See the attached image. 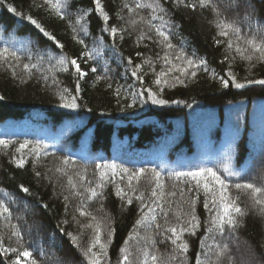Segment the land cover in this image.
Segmentation results:
<instances>
[{
  "label": "trees",
  "instance_id": "trees-1",
  "mask_svg": "<svg viewBox=\"0 0 264 264\" xmlns=\"http://www.w3.org/2000/svg\"><path fill=\"white\" fill-rule=\"evenodd\" d=\"M138 2L145 7L136 8L137 0H100L102 14L95 11L94 0H61L67 3L62 12L69 14L63 20L44 0H4L0 5V52L8 49L7 59L0 58V140L7 144L0 145V204L9 210L0 209V264L18 258L28 264L18 256L21 251L32 253L36 264H89L84 253L94 228L88 225L97 223L108 253L101 264H117L124 255L129 256L126 264H145L144 252L157 255L156 264H264V214L253 207L246 190L234 187L235 182L264 186V85L254 83L264 80V61L247 45L248 39L264 43L256 34L264 29V0H236L237 6L219 16L213 11L215 0L195 10L176 0ZM154 3L159 7L154 9ZM218 20L237 28L239 39L231 29L227 37L220 36ZM111 27L118 29L115 36ZM157 27L168 35L172 48L156 34ZM73 59L83 78H77ZM189 59L195 68L187 65ZM181 68L187 74L182 76ZM230 77L245 87L235 88L230 79L229 87H223ZM145 89L166 103L153 104ZM74 98L75 109L60 107ZM25 142L28 147L17 152ZM37 146L38 158L32 154ZM229 155L228 167L239 175L222 178L245 215L236 216L234 230L225 228V240L211 224L218 210L204 208V190L190 192L194 181L169 174L213 167ZM21 158L23 168L18 167ZM65 158L74 164L57 173ZM104 165H116V175ZM141 168L146 174L132 181V191L121 169L130 174ZM152 170L160 172L164 184L159 205L151 197ZM213 170L221 174L219 167ZM76 171L87 178L83 185ZM100 172H106L105 182L96 188ZM69 176L75 189L68 184ZM88 180L93 183L88 185ZM116 186L127 193L125 199L116 195ZM25 187L28 193L22 191ZM89 187L103 195L91 197ZM141 193L143 202L136 199ZM193 199L199 226L195 236L182 235L178 243H186L188 250L180 252L164 229L183 227ZM81 210L88 216H80ZM222 241L228 250L218 258ZM147 264H153L150 256Z\"/></svg>",
  "mask_w": 264,
  "mask_h": 264
},
{
  "label": "snow or ice",
  "instance_id": "snow-or-ice-1",
  "mask_svg": "<svg viewBox=\"0 0 264 264\" xmlns=\"http://www.w3.org/2000/svg\"><path fill=\"white\" fill-rule=\"evenodd\" d=\"M94 2H95V11H98V12L103 14L104 10L101 6L100 0H94ZM3 3H4V0H0V5H3ZM176 3H177V5L183 4L184 7L191 8L193 10H195L197 7L201 8V9H206V8L210 7V0H198V4L193 3V2L185 3V0H176ZM245 3H247V0H245ZM44 5L49 6L52 10H54L56 12V15L61 20L65 19V17L67 15H69L67 12H62V8H66L67 3L62 4L61 0H44ZM135 6H136V8L145 7V5H142L141 3H139L138 0H137V3ZM235 6H237L236 0H215L214 6H213V11L216 12L217 16H219L222 14L223 10H225L227 8L235 7ZM124 7H128V5L125 4ZM152 7L155 9L156 7H159V4L154 3V5ZM8 11L14 12L15 9H13L12 7H9ZM129 11H132V9L129 8ZM160 11L163 12L164 9L161 8ZM28 19L30 20V22L33 25H35V27L37 29H39V31L41 33H43V35L45 37H47V39L49 41H52L53 43H55L56 48H62V45L59 44L58 42H56L54 37L49 35V33L47 31H45L44 28H42L41 25L39 23H37L36 20L31 19V17H28ZM103 19H104L105 23H107L109 18L107 15H103ZM245 19L248 20V17H245ZM133 23H135V21H133ZM77 24H79V20H77ZM216 27H218L220 29V33H219L220 36L227 37L229 35L228 29H231L233 34L236 36V38L239 39V30L237 28L233 27L232 24H228L222 20H218L216 23ZM79 30L83 31L85 35L88 34L87 29L84 28L83 26H80ZM103 30L108 31L109 29L105 28ZM74 31H75V29H74ZM110 32L113 36H115L118 32L117 27H111ZM156 34L163 38V40L165 41V43L167 45V48H169V49L172 48V45L170 43H167L168 35H165V33L163 31H161V29L159 27L156 28ZM256 34L259 35L262 40H264V29L260 30ZM247 45L249 46V48L251 49L252 52L259 53V56L257 57V59L264 61V43H256L254 40L248 39ZM232 46L233 45L231 43L228 44L229 49H231ZM236 51L238 53H241V55H243V51L240 47H237ZM7 52H8V49H4L2 52H0V58H3L6 60L7 57L5 56V53H7ZM11 55L15 56V53H12ZM52 58L53 57L51 55H49V59L51 60ZM178 58H180V57H178ZM246 58L249 61L252 60L251 55H248ZM164 59H165V61H167V59H168L167 56H165ZM61 62L63 63V61H61ZM131 63L132 62L129 61V64H131ZM186 63H187V65H189L193 68H195L197 66L196 63L191 59L187 60ZM200 64H203L202 60L200 61ZM71 65L75 67V71L77 73L78 79L83 78L85 76V73L81 70V67L77 63V60H75V59L71 60ZM24 69L28 70L29 65L25 64ZM138 70H139V66H137L136 71L132 72V75L136 76V72ZM92 71L95 72L96 69H92ZM180 73L183 76V75L187 74V70L184 68H181ZM190 75L192 77H195L196 72L193 71L190 73ZM229 79L231 80V84L234 85L235 88L240 89V88L245 87L244 84L238 83L236 81L235 77L226 78L222 82L223 87H225V88L229 87ZM180 82L183 83V81H180ZM155 83L157 86L160 85L161 80L159 77H157ZM254 83L264 85V80H256V81H254ZM145 91L147 92V99L151 100V102L153 104L164 105L166 103V101L164 99H157L156 95L152 91H150L148 89H145ZM118 95H119V93H118ZM133 95H138V94L133 93ZM62 99H63V97H62ZM60 107L75 109L76 108L75 98L71 102L62 103L60 105ZM129 107H131V105H129ZM0 145H4L5 147H7L6 142L3 140H0ZM27 147H28L27 142L22 143L20 145V147L16 149V151L21 152L23 149H25ZM32 154L35 155L37 158L40 156L41 153L39 151L38 146L36 148L32 149ZM230 161H231V156L229 155L224 160L219 161L218 164L214 165L213 167H207V166L197 167V169L195 171H193V170L173 171L169 174V178L176 177L177 179H181V180L194 181L195 182V188H192L191 186H189L188 191H190V192H194V191L201 189V188L204 190V208L206 210H208L209 212H212L214 209L218 210L217 214L212 217L211 224H212L213 228H215L217 230L219 235L221 237H224L225 240L228 239V237L225 236V228L227 227V229H229V230H234L238 226V223H239L238 220L236 219V216L243 217L245 215V212L242 210V208L237 205L236 200L233 198H230V196L228 195L229 186L225 182V180L222 178V175H227L229 177L239 175V173H234L229 169L228 163ZM70 164H74V162L65 158L62 160V165L64 167L63 168L57 167L55 169V171L57 173L64 172V170ZM24 165H25V161L23 158H21L18 161V167L23 168ZM95 167L97 170L101 169V165H99V164H97ZM103 167L105 169L110 168L113 172V175L114 176L116 175V165H104ZM214 167H219L221 170V174H218L217 171H214L213 170ZM121 171L127 177L128 187L132 191H136V189L133 188V186H132V181L134 179L139 180L142 175L146 174V170L143 168H141L139 170H135L130 174L128 172V169H121ZM36 175L38 177H40L41 173L36 172ZM75 175L79 176L80 184L83 185L87 178L80 171H76ZM105 175H106V172H100L99 181L96 183V188H103L104 182H105L104 181ZM160 176H161L160 172H158L156 170H152V177L155 180V187L152 188V190H151V197L156 198V200L154 202H156L158 205H159V200L161 198H163V195H164V193H163L164 184L161 183ZM87 183H88V185H91L93 183V181L88 180ZM68 184L73 189H75L77 186L76 184L73 183L72 176L68 177ZM234 187L237 190H241V189L246 190L251 196V199L253 201V207L258 206L260 213L264 214V186H256L254 183H251V182L243 183V184L239 183V182H235ZM96 188L89 187L87 189V191L90 192L91 197H98L99 195H103L102 192L97 193ZM157 189L160 190L159 196H158ZM22 191L24 193H28L29 189L25 187V188H22ZM180 191H181V194L183 195V189H181ZM116 195L123 200L127 196V193L123 189L119 188V186H116ZM170 195L174 196V195H176V193L172 192V193H170ZM209 197H211L210 200H209ZM65 199H67V197H65ZM136 199L143 202L145 197L141 193L140 195L136 196ZM127 203L131 204L132 199L128 198ZM195 204H196V201H195V199H193L191 201L190 209L187 213V215L190 218L187 219L186 221H184L183 227H181L179 230L177 229V227H173V226H168L167 228L164 229V232H170L172 234V236L170 237L171 243L173 245H177V248L180 252H187V250H188V245L186 243H183V242L178 243L179 241H181L182 235L185 232H188L189 235L195 236L196 235V229L199 226V222L197 221V217L195 214V212H196ZM66 207H67V205H66ZM0 209H2L4 213H7L9 211L8 208L4 207L3 204H0ZM80 216L86 217V216H88V213L84 210H81ZM167 216H168V213L165 212V217H167ZM92 219L95 220V217H92ZM176 219L179 222L180 217H177ZM153 220H155V215H153ZM137 223L139 224L141 222L138 221ZM166 223H167V220H166ZM88 227L94 228V234H93V238L91 240V243H90L89 247L87 248V250L85 251L84 255L88 258L89 264H101V258L106 257L108 255V253L106 251V244L101 242L100 224H98V223L95 225L89 224ZM161 227H163V226L157 225V228H161ZM209 231H212V228H209ZM13 234L15 235V233H13ZM110 234H111V229H109V235ZM68 235L71 237V233H68ZM72 239H75V237H72ZM149 239H151V237H149ZM97 247L99 248V252H94L93 249L97 248ZM227 250H228V244L224 243L222 241L221 245H220V251L216 253L217 257L219 258L222 255V253L227 252ZM5 251H8V250L5 249ZM12 251L15 252L16 249H12ZM120 251H123V249H121ZM18 256L23 257L25 261H28V264H36V261L34 259H30V257L32 256V253H30L29 251H21L18 253ZM149 256L151 257L153 264H156L159 257L155 254H149L147 252H144L143 258H144L145 264H147V260L149 259ZM172 259H175V256H173ZM128 260H129V256L124 255L122 260L119 258L117 259V264H126V262ZM13 264H21L20 259L18 258L15 261H13Z\"/></svg>",
  "mask_w": 264,
  "mask_h": 264
},
{
  "label": "rangeland",
  "instance_id": "rangeland-1",
  "mask_svg": "<svg viewBox=\"0 0 264 264\" xmlns=\"http://www.w3.org/2000/svg\"><path fill=\"white\" fill-rule=\"evenodd\" d=\"M251 217H252V219H257L258 220V218L256 216H254L253 214H251Z\"/></svg>",
  "mask_w": 264,
  "mask_h": 264
}]
</instances>
